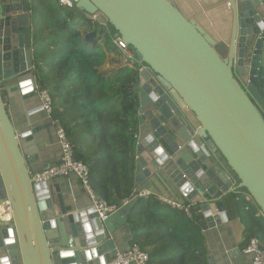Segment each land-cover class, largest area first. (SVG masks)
<instances>
[{
  "label": "water",
  "instance_id": "obj_1",
  "mask_svg": "<svg viewBox=\"0 0 264 264\" xmlns=\"http://www.w3.org/2000/svg\"><path fill=\"white\" fill-rule=\"evenodd\" d=\"M29 1L0 0V80L36 94ZM227 1V57L171 0L76 3L77 17L101 12L151 68L140 78L148 122L140 125L136 184L163 170L217 223L227 219L219 190L245 188L264 214V0ZM84 39L93 42L94 31ZM39 129L19 134L0 91V201H10L13 216L0 225V264H109L117 253L111 233L119 224L131 231L137 198L103 221L93 207L73 210L58 184L33 183Z\"/></svg>",
  "mask_w": 264,
  "mask_h": 264
},
{
  "label": "trees",
  "instance_id": "obj_2",
  "mask_svg": "<svg viewBox=\"0 0 264 264\" xmlns=\"http://www.w3.org/2000/svg\"><path fill=\"white\" fill-rule=\"evenodd\" d=\"M29 9L36 81L53 98L52 116L62 121L75 157L89 166L95 191L120 203L137 187L138 65L104 69L107 51L117 50L111 38L117 31L109 21L106 28L86 14L77 17L58 0H30ZM83 25L94 31L93 42L85 41ZM244 193L241 188L220 199L234 206L246 240L257 236L264 244V214ZM201 212L200 204L188 216L154 195L138 198L128 215L133 243L149 253L150 264H208Z\"/></svg>",
  "mask_w": 264,
  "mask_h": 264
},
{
  "label": "crops",
  "instance_id": "obj_3",
  "mask_svg": "<svg viewBox=\"0 0 264 264\" xmlns=\"http://www.w3.org/2000/svg\"><path fill=\"white\" fill-rule=\"evenodd\" d=\"M171 1L183 12V14H185V16L194 20L210 33L217 41L216 47L220 54L223 57H227L234 21V14L231 7L228 6V1ZM16 14L18 13L15 12V15ZM81 29L85 32V35L91 32L90 27L87 25H83ZM32 42L33 39L31 40V43ZM31 45H33V43ZM31 48L33 51V47ZM107 55L108 59L104 67L105 70H113L124 63L117 50L110 49L107 51ZM138 88L140 89V86H138ZM0 91L19 134L28 132L32 127L40 128L37 133L39 139L38 147L36 150L32 151L34 153L37 152L39 158L35 159L33 164H30L31 171H40L50 165L59 163L61 161V148L56 136L55 127L51 118L42 109L39 95L31 90L27 91L17 86L15 80L8 83H4L0 80ZM181 107L184 111L187 110V108H184L183 104H181ZM139 115L140 124L148 122L145 116L140 113V109ZM29 139H31V137H29ZM205 143L208 147L212 146L210 143L208 144L207 141H205ZM51 182L60 186L66 203L71 204L73 210L83 211L92 207L90 196L76 175L71 174L69 176L58 177ZM136 186V188L139 189L150 190L158 199L160 197H166L175 201L191 202L193 203V207L195 204L201 205L202 212L200 214L203 218L202 224L208 253V263L213 259L216 264H251V256L246 254L243 250L248 242L244 234V225L241 223L239 217H237L234 206L227 208L224 204L227 219H222L220 223L216 221L210 222L202 208L204 202L194 203L191 201L184 191L181 190L180 186H178L169 175L163 172V170L156 171L151 176L147 177L142 185L139 186L136 184ZM223 194L224 193L219 190L216 192L215 198L220 199ZM206 197L209 198V195H206ZM218 213H221V211H218ZM12 223L13 218L11 221H3L0 219V225L2 226H8ZM128 224H130L129 220ZM130 230L131 231H128L124 225L119 224V227L115 228L111 233L116 252L125 251L133 244L135 232L132 227Z\"/></svg>",
  "mask_w": 264,
  "mask_h": 264
},
{
  "label": "built area",
  "instance_id": "obj_4",
  "mask_svg": "<svg viewBox=\"0 0 264 264\" xmlns=\"http://www.w3.org/2000/svg\"><path fill=\"white\" fill-rule=\"evenodd\" d=\"M77 1L78 0H58V3L63 8L76 11ZM228 6H230V2H228ZM83 14H86L93 23H99L108 28V19L101 12L94 14L85 12ZM111 38L114 47L117 49L124 62V65H138L140 75L143 71H151V68L141 60L134 48L127 43L118 32L114 33ZM33 88L39 95L42 109L52 120L61 148V161L59 163L50 165L40 171H31L33 183L51 182L58 177L69 176L71 174L76 175L88 192L91 205L96 210L98 218L103 221L110 218L121 208V206L129 203L134 198H147L153 195L148 189L135 188L131 196L123 199L120 203H111L101 197L91 185L89 166L84 161L75 157V146L68 137L62 121L58 118H53L52 116L54 103L50 92L45 88H41L37 82L33 85ZM232 191L235 190L232 189ZM244 196L248 201L253 202L250 194L244 193ZM159 200L163 204L169 205L174 209L183 210L188 216L193 215V203L191 202H180L166 197H160ZM12 218V205L10 201L7 199L1 200L0 219L3 221H11ZM243 250L246 254L251 256V264H264V244L257 236L251 237ZM149 261V253L142 249L138 243L134 242L127 250L118 251L109 264H150Z\"/></svg>",
  "mask_w": 264,
  "mask_h": 264
}]
</instances>
